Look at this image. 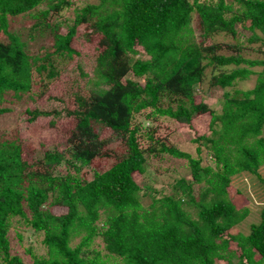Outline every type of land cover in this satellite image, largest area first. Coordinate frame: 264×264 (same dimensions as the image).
I'll return each instance as SVG.
<instances>
[{
  "label": "trees",
  "instance_id": "1",
  "mask_svg": "<svg viewBox=\"0 0 264 264\" xmlns=\"http://www.w3.org/2000/svg\"><path fill=\"white\" fill-rule=\"evenodd\" d=\"M77 3L0 0V116L15 105L19 126L0 133V264H25L11 254L22 227L43 234L46 257L30 264H264V206L236 203L253 192L264 204V0ZM25 13L26 32H10ZM250 75L252 88L233 89ZM205 119L196 156L170 144L172 126ZM23 130L44 135L34 145ZM164 156L186 170L166 189L142 185Z\"/></svg>",
  "mask_w": 264,
  "mask_h": 264
},
{
  "label": "rangeland",
  "instance_id": "2",
  "mask_svg": "<svg viewBox=\"0 0 264 264\" xmlns=\"http://www.w3.org/2000/svg\"><path fill=\"white\" fill-rule=\"evenodd\" d=\"M77 6L81 7L86 5L87 3H96L97 0H77ZM73 10V9H72ZM70 9L67 10V12H63L62 15L64 17H67L68 15L71 14ZM32 21V18H30L26 13L19 15V16H15V17H10L9 18V27L8 30L11 32H15V33H20L23 34L26 32V29L28 27V24ZM194 21V19H193ZM192 33L193 36L195 38V40H197V36H198V31L195 28L196 24L195 22L192 23ZM49 35H45V39H44V45L48 46L49 45ZM215 41H217L220 44V51L224 54H236L237 51H235L233 48H230L234 41L233 40H228L226 37H222V36H216L215 37ZM241 42L245 43V48H243L241 50V55L247 60H259L262 57L261 53L258 52H254L252 51L250 48L248 47H252V45H248L247 42L245 41V39H240ZM72 45L75 46L76 48L80 47V45L76 42L73 41ZM145 57V56H144ZM241 67H249L247 64H240ZM260 67H252V70H259ZM255 75H250L246 80L244 81H239L236 86H234V90L239 89V90H247L253 87L254 83H255ZM133 80H138L135 79V77H131ZM209 88L208 85V80L206 82V84L203 85V89L205 92V97L204 100L206 101V103L208 105H210L212 108H214L215 110L219 111L221 109V105L219 104V102L222 99V91L219 89H208V93H207V89ZM231 89V90H233ZM9 103H6L5 106H9L11 108V113L9 114H4L0 116V133L5 130V131H9L12 128H17L19 126H17V113L14 112L13 110L15 109V105H8ZM138 118V117H137ZM208 119L202 120L201 122H195L194 127H191V129L189 127H182L180 129L175 130L172 126V129L174 131H172V134L169 137V142L170 144L177 148L178 150H181L182 152H186L188 154H190L191 156H196V148L198 146L197 143H194L193 139L196 138L199 135H202L205 132V126L207 124ZM17 122V123H16ZM168 124V123H167ZM145 126H147L145 124ZM24 135L28 138V140L30 141L29 143L31 144H38V141H41V136H43L44 134L42 133L41 135H37L33 132H26L24 131ZM159 132L161 134H165L166 130H164L163 128H161L159 130ZM46 144L47 146L51 147L54 145V140H53V135L52 134H48L46 137ZM185 160H179V159H175L169 156H164L162 159L157 160L154 158H149V170L146 171V173L141 176L138 177L140 179V182L142 185L147 184V186H151L154 187L156 190L160 191L161 189H166L167 188V182L170 181V175L171 174H175L178 175L179 172L178 170L184 171L185 169ZM63 170V169H62ZM173 170H177L174 173H171ZM260 172L262 173L263 177H264V167H262L260 169ZM182 173V172H181ZM187 171L184 173L186 174ZM238 185V184H237ZM240 188H242V186H240ZM165 192V191H164ZM252 196H253V201H256V203H258V206L253 205V201L250 202L247 198H246V194H240V200H236V203L239 204L240 206H245L246 208L253 210L256 207H260V206H264V204H262L261 202L259 203V201L255 198V194L253 192ZM156 196H159L158 194ZM100 222L101 220H99L97 223L100 226ZM101 228V226H100ZM12 231V230H11ZM13 233H11L10 237H11V254L12 255H17L18 257H20L22 259V261L25 264H30L32 262V258L34 256L37 257H46V249L44 247V245L42 244V238H43V234L41 235H32L29 234L28 232L23 231V227L22 229H20L18 232H20L22 234V240L18 241V239H16V234L15 231H12ZM79 237H81V234L76 235L74 238H72L71 240V245L74 246L78 243L79 241ZM102 240L99 237H96L94 239V243L93 246H96V250L100 252L101 255H103V257L105 258V250L103 249L102 246Z\"/></svg>",
  "mask_w": 264,
  "mask_h": 264
}]
</instances>
